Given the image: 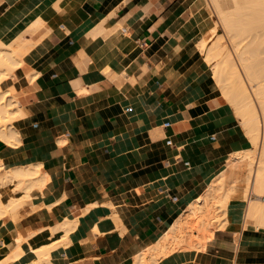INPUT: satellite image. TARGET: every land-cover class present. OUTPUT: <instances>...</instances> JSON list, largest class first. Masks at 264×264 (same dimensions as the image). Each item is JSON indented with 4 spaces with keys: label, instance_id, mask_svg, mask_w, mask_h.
Here are the masks:
<instances>
[{
    "label": "crops",
    "instance_id": "obj_1",
    "mask_svg": "<svg viewBox=\"0 0 264 264\" xmlns=\"http://www.w3.org/2000/svg\"><path fill=\"white\" fill-rule=\"evenodd\" d=\"M206 20L196 0H0V42L26 51L0 81L20 137L0 157L46 178L6 243L68 218L54 264H131L247 146L196 45ZM231 241L157 264H264V243Z\"/></svg>",
    "mask_w": 264,
    "mask_h": 264
},
{
    "label": "bare ground",
    "instance_id": "obj_2",
    "mask_svg": "<svg viewBox=\"0 0 264 264\" xmlns=\"http://www.w3.org/2000/svg\"><path fill=\"white\" fill-rule=\"evenodd\" d=\"M210 1L213 3L227 31L234 32L231 33L233 36L243 38L245 33H253L252 31H258L257 36H259V32L264 31V0ZM212 27L214 29V26ZM242 38L234 40L233 44L237 52L236 54L247 74L252 75L254 73L251 72V68L254 65H251L253 62H250L252 61L250 57L253 55V51L247 46L246 42H243ZM219 41L221 40L214 41L206 49L205 58L207 61H213L215 56L218 58L217 55L219 56L224 51V47ZM205 43L206 41L203 39L198 41L200 48L203 50L206 48ZM6 45L7 43L0 42V81L11 75L14 69L20 64L18 50H14L10 44L9 48ZM226 53L225 56L222 53L221 55L223 57L220 55L222 58L220 57L221 59H217L212 63L213 78L220 83L219 85L225 99L234 107L242 119L241 123H243L249 132L251 142L255 146L259 143L262 149L259 154L260 156L253 162L252 156L254 153L251 149L242 151L243 154L240 153V155L237 152L233 153L230 157L231 161L248 160L246 164V175L243 178H232L227 187L223 185V180L220 177L212 180L203 194L186 207L185 211L154 244L135 255L131 264H157L160 259L169 256L180 248H204L206 246L204 237L209 236L211 239L216 235V232L210 230V227L213 222L212 219L214 217L217 218V215L220 217L227 213V217L222 218L223 228H236L238 222L236 215H229L230 211H235V207L231 206L230 201H245L243 220L240 227L243 232L246 228V220L264 227V200L262 199L264 198V135L261 136L262 139L260 141L258 140L260 124L263 125L261 126V133L263 132L262 134H264V84H262L264 82L255 91L258 100L261 102H259L261 104L260 107H262L261 115H263L261 120L254 110L252 105L254 102H252L249 92L242 83L241 76L233 64L234 62L232 63L231 58ZM18 55L19 57H17ZM257 65L259 66V64ZM263 78L262 80H264ZM258 100H256V103H258ZM17 112V101L7 90L0 88V139L7 144H10L13 140H20L17 130L10 124L12 119L17 116ZM2 169L4 171L0 173V206L3 203L4 206L2 207L4 209L8 207V209L3 211L4 209L2 208V210L0 207V214H3L2 216L4 217V212H7V216L10 217L9 222L13 223L17 220L16 216H14L15 213L12 215L15 204L24 197H31L39 193V191L41 192L46 178L41 170L40 163H32L25 166H10L8 168L0 157V172ZM248 189H250L256 198L252 199L246 195ZM217 208L220 209L215 212ZM9 209H11L10 213L8 211ZM1 215L0 218L2 219L3 217ZM111 223L113 225V221L110 223L106 222L102 225L97 224L94 226V229H98L99 231L103 230ZM74 227L75 220L64 218L54 225L43 226L31 231L26 236L15 234L13 240L5 246L9 248L7 253L12 252L8 255L12 259L7 264H54L50 258L51 251L67 243L68 234ZM196 237H200L198 238L200 240L196 239ZM1 262L2 264L4 263L0 257V264Z\"/></svg>",
    "mask_w": 264,
    "mask_h": 264
},
{
    "label": "rangeland",
    "instance_id": "obj_3",
    "mask_svg": "<svg viewBox=\"0 0 264 264\" xmlns=\"http://www.w3.org/2000/svg\"><path fill=\"white\" fill-rule=\"evenodd\" d=\"M196 3L198 5V9H199L200 14L203 17L207 18L206 22H207V25H209V29L210 30L213 29L212 26H214V29H213L214 31L211 30V34H210V30L208 29L206 35H204L203 38L200 39V40L203 39V40L206 41V43H205V47H206L205 50H203V49L200 48V46L198 44V41L196 42L197 48L200 51L201 55L203 56V59H204L206 65L208 67V70L210 72L212 81H214V83H215L216 87L218 88L219 92L223 95L222 89H221V87L219 85L220 83L218 81H216L215 78H213L214 76L212 74L213 73L212 72V63L214 61H216L217 59H221L223 57L222 55L225 56V53L227 52L226 54H228V57L231 58L232 63L234 62L233 64H234L237 72L241 76L240 78L242 80V83L244 84L245 88L249 92L250 98L252 99V102H254V103H252V105L254 107V110L256 111V113L260 117V119L262 120V116H263V115H261L262 114L261 113L262 107H260L261 104H259L260 101L258 100L255 91L258 89L257 87H259V85L264 84V83H262V82H264V80H262V78L264 77V48H263L264 47V34H263L264 31L262 30L261 32H259V36H257L258 35V31H256L257 34H256L255 31H252L253 33H251V32L245 33L243 35V38L242 37H239V36L237 38V36L235 37V36H233V34H231V33H234L233 31H230V32L227 31V28L222 23L221 19L219 18V15L217 14V11H216L213 3L210 0H196ZM207 37H208V39H207ZM241 38L243 39V42H246L247 46L249 48H251L252 51H253L252 52L253 55L250 57V60H252V61H250V62L251 63L253 62L251 65H254V66H252L253 69L251 68V72H253L255 75L254 74H252V75L251 74H249V75L247 74L246 70L243 67L242 62L240 61L238 55L236 54L237 52H236V49H235L233 43H234V40H236V39L238 40V39H241ZM14 40L17 42V41H19V38L17 37ZM216 40L217 41L218 40H221L219 42L223 45V47H224L223 50L225 52L222 50L223 52H221L219 54V56L217 55L218 58H216V56H215L213 58V61L211 60L210 61L211 63H210L205 58V51ZM241 43H242V40H241ZM9 44L11 45V47L14 50L16 49V50H19L20 51V57H19V55L17 57H19V59L21 60V63L19 64V65H21L22 62H23V58H24L25 52H26L25 49H20V47L18 46V44L11 43V42H9V43L7 42V45H6L7 48L10 47ZM12 48H10V49H12ZM222 53H224V54H222ZM259 61H260V63H259ZM257 64H259V66ZM255 67L258 68L259 70L256 69ZM11 75H9V76H11ZM258 76H259V78H258ZM224 99H225V97H224ZM225 100L228 103V107H230V109L233 111V113H234V115H235V117H236V119H237V121L239 123V126L243 130V133L248 138V140H247V146L246 147H244L241 150L234 151V152L230 153L227 156L226 161H225L222 169H220V171L223 170V175L225 177V180L223 179V176H221V175L220 176H216L220 171H218L212 177L213 179L211 178L212 180L217 179L219 177L222 178L223 185L225 187H227L229 185V181L231 180V178H234V177H237V178L241 177V178H243V176H245L246 173H247L246 172V166H247L246 164H247L248 160H242V161L238 160L236 162L231 161L230 160V157L233 155V153L237 152L240 155V153L243 154L242 151L251 149L252 152L254 153V154L252 153L253 154L252 160H253V162H255V159H258L259 158V156H260L259 154L261 153L262 149H261L259 143L257 144V146H255L251 142L250 136H249V132L244 127L243 123H241L242 119L240 118V116L238 115V113L234 109V107L231 104H229V102L227 101V99H225ZM256 100H258V103H256L257 102ZM259 113H260L261 116L259 115ZM15 118H13L12 121L10 122L11 125H13V120ZM261 126H263V125L260 124V127H259V135H258V140L259 141H260V139H262L261 136L264 135V134H262L263 132L261 133V130H262L261 129L262 128ZM10 144H13L12 146H16V145H18V141L13 140ZM259 149H260V152H259ZM4 163H5V161H4ZM10 165L11 164H9V166ZM6 166L9 168V166L7 164H6ZM2 171H4V169H2L0 173H2ZM248 188H250V187H248ZM40 194L41 193H37L34 196L24 197L22 200H19L20 202L18 201L15 204V206L13 207V214L12 215H14V213H15L14 216H16V219H18L21 216L22 211L27 207V205H30L31 200L34 197H36V196H38ZM246 195L249 198H252V199L256 198V196L250 191V189L247 190ZM262 199L264 200V198H262ZM230 202H231V206L235 207V209H234L235 211H233V213L236 215V217L238 219L237 228L236 229H233V230L232 229H227V227H224L223 228V220H222V218H226L227 217V213H225V214L222 213L224 215L220 214L223 217L220 216V215H219L220 217H218V215H217V218L214 217L212 219L213 220V222H212V225L213 226L211 225V227H210V230H212L213 232H216V235H215L214 238H211V239L209 238V236H206V238L204 237V239H205V245L208 244V243H212L213 241L215 242L217 240L218 241V244H217V247H216V252L217 253H219V252L222 253V252H224V250H230L232 248L233 244H232V241L231 240L235 241V243H239V242L240 243H243V242H249V243L250 242L251 243H264V227L258 226L254 222H251L249 220H246V222H247L246 223L247 229L244 232L245 234H243V236H245V241H241L242 230L240 229V227H241L242 220H243V213H244L245 201H237V202L230 201ZM1 204H2V206H4L3 203H1ZM2 206H0L1 209L2 208L4 209V207H2ZM5 209L7 210L8 207L7 208L5 207ZM5 209L3 211H6ZM30 209L33 210V209H35V207H31ZM219 209L220 208L215 209V212L219 211ZM10 210L11 209L8 210L9 213L11 212ZM4 213H5V216L4 217L2 216L3 214L2 215L0 214L1 217H3L2 219L0 218V227H3L2 225L5 224V222H7V221L10 220V217L7 216V214H6L7 212H4ZM229 215H232V211L229 212ZM6 231H7L6 227L0 229V255H1L0 257H1V260L4 262L3 264H7V262L12 259V258H9L8 257V255L10 253H12V252H8L7 253V251H8L9 248L5 247L7 245V243H6V239H4L3 235H4V233ZM212 231H210V232L212 233ZM227 231H230L231 233L230 234H226ZM198 238H200V237H198ZM198 238L196 237V239H198ZM198 240H200V239H198ZM204 248H202V249H200V248H191V249H182V248H180V249H178L177 251H175L173 253L183 252V251H196V252H198V251H204ZM172 254H170V255H172ZM162 259H160V260H162ZM4 260H6V261H4ZM1 264H2V262H1Z\"/></svg>",
    "mask_w": 264,
    "mask_h": 264
}]
</instances>
